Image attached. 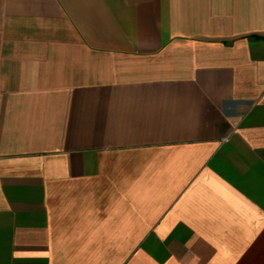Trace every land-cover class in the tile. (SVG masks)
<instances>
[{
    "label": "crops",
    "instance_id": "0c3cea01",
    "mask_svg": "<svg viewBox=\"0 0 264 264\" xmlns=\"http://www.w3.org/2000/svg\"><path fill=\"white\" fill-rule=\"evenodd\" d=\"M0 264H264V0H0Z\"/></svg>",
    "mask_w": 264,
    "mask_h": 264
}]
</instances>
